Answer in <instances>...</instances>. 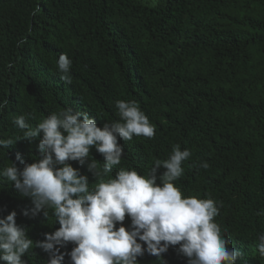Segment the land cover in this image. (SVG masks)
Wrapping results in <instances>:
<instances>
[{"label": "trees", "instance_id": "16d2710c", "mask_svg": "<svg viewBox=\"0 0 264 264\" xmlns=\"http://www.w3.org/2000/svg\"><path fill=\"white\" fill-rule=\"evenodd\" d=\"M62 53L72 61L70 82L57 66ZM117 100L134 101L155 135L119 139L121 163L105 179L119 168L148 175L174 146L189 150L174 182L182 197L217 202L215 222L241 253L235 264H264L257 250L264 237V0H0V139H21L0 148V170L43 155L41 137L23 140L16 117L35 128L72 109L103 127L121 120ZM91 158L102 168L94 146ZM68 163L90 188L98 182L87 161ZM31 207L0 178V217L16 211L34 241L23 259L48 264L35 242L59 224L51 209L47 219L23 215ZM123 226L131 227L128 216ZM178 249L170 246L162 259L145 253L138 264H187Z\"/></svg>", "mask_w": 264, "mask_h": 264}, {"label": "clouds", "instance_id": "9594fccd", "mask_svg": "<svg viewBox=\"0 0 264 264\" xmlns=\"http://www.w3.org/2000/svg\"><path fill=\"white\" fill-rule=\"evenodd\" d=\"M155 2L152 0L153 6ZM71 64L63 53L57 60L62 79L68 82ZM116 107L121 120L103 127L87 113L72 109L42 118L35 128L25 116L15 118L23 140L41 137L38 148L43 155L33 163H24L22 169L11 163L0 170V178L31 199L33 207L25 209L23 215L35 217L42 212L47 219L51 209L59 224L55 231L45 233L43 241L35 242V247L49 254L48 264H67L64 258L68 264H138L137 257L145 253L162 259L170 246L177 245L188 258L187 264H235L241 253L229 247L231 241L222 236L215 222L217 202L182 197L174 183L183 173L182 163L191 156L189 150L174 146L168 159L154 161L148 175L119 168L114 178L105 179L113 166L121 163L119 139L155 135V127L134 101L117 100ZM18 140L0 139V148ZM93 146L104 157L102 168L94 158L89 159ZM16 160L23 163L19 153ZM69 161L81 165L87 161L88 171L98 180L95 186L90 188L88 176ZM200 166L206 169L208 164ZM16 216L13 210L0 217L3 264H26L23 257L34 244L27 229L17 224ZM126 216L131 220L128 229L123 226ZM257 250L264 257V237H260Z\"/></svg>", "mask_w": 264, "mask_h": 264}]
</instances>
